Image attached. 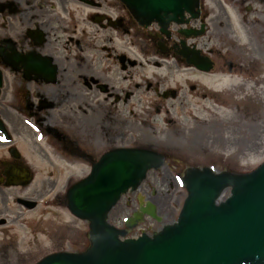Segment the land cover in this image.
<instances>
[{
  "label": "flooded vegetation",
  "instance_id": "flooded-vegetation-1",
  "mask_svg": "<svg viewBox=\"0 0 264 264\" xmlns=\"http://www.w3.org/2000/svg\"><path fill=\"white\" fill-rule=\"evenodd\" d=\"M199 2L198 19L187 16L186 29L203 25L208 32L213 25L217 49L186 40L174 26L166 34L157 25L140 27L119 0H0V264H36L49 254L85 248V232L75 241L59 235L58 210L66 204L58 189L59 163L90 169L107 151L139 147L140 100L159 112L158 102L171 97L165 100L146 75L151 57L175 59L202 75L180 51L182 43L203 48L211 73L251 72L254 88L261 87L264 24L253 16L246 46H237L215 15L225 13L220 2ZM231 3L242 4L244 13L256 5L264 12V0ZM224 144L233 155L232 142ZM159 152L181 156L180 149ZM74 183L68 178L63 190ZM135 201L138 208L140 199ZM161 206L166 214L165 200Z\"/></svg>",
  "mask_w": 264,
  "mask_h": 264
},
{
  "label": "water",
  "instance_id": "water-1",
  "mask_svg": "<svg viewBox=\"0 0 264 264\" xmlns=\"http://www.w3.org/2000/svg\"><path fill=\"white\" fill-rule=\"evenodd\" d=\"M121 1L141 25L156 22L163 27L182 24L184 13L193 14L198 4V0ZM206 61L196 58L191 63L209 71L210 66L202 65ZM162 164L158 154L139 149L102 156L90 175L67 193L71 214L89 222L90 247L81 254L52 255L39 264H264V164L245 175L187 171L182 181L187 198L185 193L177 222L152 237L120 240L126 232L107 223L108 213L122 195L138 188L149 170ZM188 167H183L179 179ZM227 188L230 196L217 204ZM148 206L149 211L141 212L158 220L153 206ZM141 218L142 213L134 214L126 226L133 228Z\"/></svg>",
  "mask_w": 264,
  "mask_h": 264
},
{
  "label": "rangeland",
  "instance_id": "rangeland-1",
  "mask_svg": "<svg viewBox=\"0 0 264 264\" xmlns=\"http://www.w3.org/2000/svg\"><path fill=\"white\" fill-rule=\"evenodd\" d=\"M212 1L215 4L220 2L225 10V13L215 11V15L221 22V28L227 32V39L237 46H246L247 31L249 26L256 23L254 20L259 19L264 24V12L258 11L260 8L257 5L248 14L244 13L242 4H232L231 0H204V4L212 6ZM215 38V28L209 25L208 32L198 43L207 49H217L218 45H214ZM221 52L233 53L225 50ZM158 58L153 56L150 59L152 66L148 67L145 73L154 81L159 91L162 88H172L177 91V97L159 101V112L145 100H140L137 117L143 121L140 120L138 125V141L140 145L156 149L157 152L180 149L181 156L167 158L164 167L148 174L142 187H149V192L154 191V201L160 206L161 213H164L161 206L163 200L169 212L164 214L160 224L147 220L146 225L136 231L135 235L151 227L147 230L150 234L160 229L161 224H170L176 220L186 193L178 184L183 167L214 164L218 170L228 167L227 170L236 173L254 170L264 161V76L258 89L254 88L251 72L240 76L218 73L216 70L211 75L200 76L178 61H162ZM242 84L246 85L245 91H231L233 87ZM228 91L230 94H227ZM257 91L259 92L256 94ZM143 122L150 128L142 125ZM182 140L186 142L183 145ZM226 140L232 142L233 156L227 155V147L224 144ZM180 146L181 148H178ZM210 154L215 155L218 160L215 161ZM59 167L62 178L58 189L61 193L67 178L77 180L88 172L85 167H74L70 164L60 163ZM167 178L170 185L166 186ZM138 195L142 193L125 195L111 211L109 223L117 227L122 226L123 219L136 209L135 204L126 206L125 202L136 200ZM148 195H142L144 200ZM63 207L60 205L58 210L60 224L70 225L73 234L82 232L85 229L84 223L75 220Z\"/></svg>",
  "mask_w": 264,
  "mask_h": 264
},
{
  "label": "bare ground",
  "instance_id": "bare-ground-1",
  "mask_svg": "<svg viewBox=\"0 0 264 264\" xmlns=\"http://www.w3.org/2000/svg\"><path fill=\"white\" fill-rule=\"evenodd\" d=\"M73 166H74V167H75V166H77V167H84V165H82V164H77L76 161H74Z\"/></svg>",
  "mask_w": 264,
  "mask_h": 264
}]
</instances>
